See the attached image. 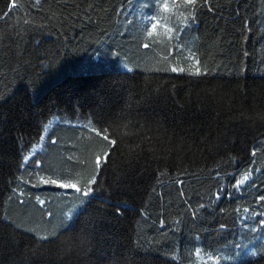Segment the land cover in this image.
I'll return each instance as SVG.
<instances>
[{
  "label": "trees",
  "instance_id": "trees-1",
  "mask_svg": "<svg viewBox=\"0 0 264 264\" xmlns=\"http://www.w3.org/2000/svg\"><path fill=\"white\" fill-rule=\"evenodd\" d=\"M0 264H264V0H0Z\"/></svg>",
  "mask_w": 264,
  "mask_h": 264
},
{
  "label": "snow or ice",
  "instance_id": "snow-or-ice-1",
  "mask_svg": "<svg viewBox=\"0 0 264 264\" xmlns=\"http://www.w3.org/2000/svg\"><path fill=\"white\" fill-rule=\"evenodd\" d=\"M184 2L186 4H189V5H194L196 3V0H184ZM149 35H151V33H149ZM146 47H147V45H146ZM173 71H176V69H173ZM197 72H199V69H197ZM103 139L107 141V140H109V137L107 135H104L103 136ZM109 143L111 145H115L116 144V141L115 140H111V141H109ZM108 155H109L108 153H105L103 157L97 156L96 157V160H95L96 165L99 167L102 164V162L106 165L107 164V161H108ZM52 183L53 184H56L57 182L55 180H53ZM88 183L89 184L95 183V178H93L92 180H90ZM59 186L60 187H65V188H68V187L75 188L77 191H80L81 190V189L77 188L75 184H71V185L60 184ZM89 191H91L90 188H89ZM84 195H87V193H84ZM45 239H47V237H45ZM251 255L254 257L256 255V253L253 252V253H251Z\"/></svg>",
  "mask_w": 264,
  "mask_h": 264
}]
</instances>
